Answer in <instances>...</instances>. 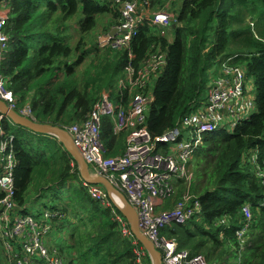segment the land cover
<instances>
[{
  "label": "trees",
  "instance_id": "16d2710c",
  "mask_svg": "<svg viewBox=\"0 0 264 264\" xmlns=\"http://www.w3.org/2000/svg\"><path fill=\"white\" fill-rule=\"evenodd\" d=\"M10 1L8 70L4 71L5 63L1 67L11 78L10 89L19 104L27 103L32 96L34 115L42 124L68 127L72 121L84 120L105 92L117 91L128 64V52L100 49L98 35L94 48L80 45L87 44V36L97 30L101 16L108 15L102 34L118 25L120 7L112 0ZM149 2L152 11L169 10L177 26L171 27L170 39L157 27L146 24L132 45L136 64L154 47L168 54V65L156 82L155 100L148 115L153 135L180 127L193 104L207 100L206 92L217 77L214 67L235 55H239L235 64L247 70L257 90L258 111L250 120L231 131L222 129L206 136L193 156L197 159V178L191 190L200 199L203 214L164 233L178 241L180 250L203 254L213 264H230L231 259L233 264H264V182L258 175L259 169L264 170V0H181L178 5H169L170 0ZM78 13L82 17L77 31L85 37L73 49L68 43L71 36L66 34L71 27L66 21ZM99 51L107 52L105 60L90 65L94 73L86 71L85 86L78 88L77 68ZM5 128L16 139L19 204L25 206L32 188L37 204L47 191L50 199L61 197L56 195L57 189L69 194L59 205L50 207L64 212V228L72 227L66 242L68 253L63 255L68 264H136L132 243L122 237L112 210L91 198L83 187L78 165L63 146L59 143L60 149L55 147L42 155L22 138L24 128H15L8 121ZM127 136V132L114 135L113 121L106 118V156L123 154ZM256 152L258 161L249 162ZM182 190L176 195L177 201H169L166 209L182 198ZM248 204L253 218L248 247L242 250L236 233L247 224L243 208ZM222 233L225 236L221 240ZM219 246L224 248L222 252ZM232 248L236 250L230 254Z\"/></svg>",
  "mask_w": 264,
  "mask_h": 264
},
{
  "label": "built area",
  "instance_id": "2783aa9c",
  "mask_svg": "<svg viewBox=\"0 0 264 264\" xmlns=\"http://www.w3.org/2000/svg\"><path fill=\"white\" fill-rule=\"evenodd\" d=\"M112 1L120 7V21L109 33L98 37V47L102 50H127L128 64L124 76L118 81L117 91L105 92L85 121L62 128L72 137L88 164L90 175L106 178L135 208L140 231L161 253L163 264H210L201 255L180 250L178 241L164 233L172 226L185 225L189 220L202 215L200 199L187 192L171 208L165 207L171 201L177 184L191 179L190 162L204 138L226 129L228 123L223 125L216 113L227 103L221 95L228 90L226 84L230 83L234 89L231 102L239 100L233 106L236 111L232 128L247 122L254 114L256 98L247 85L249 74L243 66L235 64L239 55L227 59L221 82L213 78L207 100L194 103L193 106L200 107L193 111L192 106L180 127L153 135L147 124L149 109L155 100L153 83L156 85L167 67L168 54L154 47L151 53L136 64L132 45L142 26L149 24L157 27L161 35L166 37L174 20L167 13L168 10L152 11L149 0ZM176 1L181 0H170L169 5ZM10 15L11 1L0 0V100L22 117L38 122L30 103L19 106L10 89L11 78L4 74L1 67L3 54L10 47ZM114 29L117 30L116 35L110 36ZM106 118L113 121L114 135L128 133L125 152L116 157L106 156L107 149L103 144ZM7 121L10 122L0 114V264H68L67 258L51 238L54 228H64V212L51 209L30 214L18 202L16 171L19 159L16 139L5 128ZM186 128L192 129L195 135L190 141L183 139V130ZM258 154H251L255 162L258 161ZM258 175L264 182V170L259 169ZM83 187L92 199L112 210L113 220L118 224L122 237L132 243L136 264H149L150 255L137 240L130 223L115 206L105 188L85 181ZM243 214L247 224L236 233L240 242L246 239V231L253 218L252 206L246 205Z\"/></svg>",
  "mask_w": 264,
  "mask_h": 264
},
{
  "label": "rangeland",
  "instance_id": "374dc122",
  "mask_svg": "<svg viewBox=\"0 0 264 264\" xmlns=\"http://www.w3.org/2000/svg\"><path fill=\"white\" fill-rule=\"evenodd\" d=\"M178 3H181V1H176ZM176 2H173L172 4L173 5H178V3ZM170 15H172L169 10L168 12ZM82 17V14L81 13H78L76 14L72 19H69L68 21H66V25H68L70 28V30L66 33L67 35L71 36L70 39L68 40V43L72 46L73 49H75L79 43V41L82 39V37H85V35H81L78 33L77 31V23L78 21L80 20V18ZM250 22V20H249ZM108 24V15H103L99 18V25L97 27V30H94L92 33H90L88 36H87V44H81L80 47L82 46L83 48L85 49H92L96 46V42H95V37L98 35L99 36H102L103 34L101 33V29H103L105 27V25ZM168 36L170 39H173V33L171 31L168 32ZM90 42H93V43H90ZM10 49L11 47L7 48L5 53L3 54V64L5 63L6 67L4 69V71L6 72L8 70V59H9V54H10ZM107 52L106 51H99L98 53L96 52H93L91 56H89L86 61L77 68V71H76V77H75V81L79 84L78 85V88L82 89L84 86H85V80L87 78L86 76V71L89 70V72H91L92 74L94 73V69L92 67H90V65L92 63H96V65H100L101 63V60H105V57L103 56L104 54H106ZM225 62H222L220 63V65H218L217 67H214V70H216V79H220V82H221V75H222V72H223V69L225 67ZM246 70V69H245ZM247 71V70H246ZM5 74V73H4ZM62 79H63V75H61ZM213 78V77H212ZM249 82L247 83V85L249 86V88L251 89V94L253 97L256 98V87H255V83L254 81H252V78L249 76ZM214 81H215V78H214ZM205 86L207 85V81L205 82ZM214 84V83H213ZM153 86L155 87V83H153ZM225 88L228 89L226 90L225 94H221L222 97L224 99L227 100V103L222 107L221 110L217 111L216 113L219 115V117L221 118V123L223 122V125H226V123H228L225 127L228 131H231L233 128H232V122H233V119L234 118V113L236 110H234L233 106L236 105L238 103V99H236V101H232L231 102V99L233 97V86L228 83L225 85ZM209 96V93H208V90L206 92V96ZM32 96L30 99H28V102L23 104V105H20V107L22 106H25V105H29V103L31 102L32 100ZM230 101V102H229ZM31 104V103H30ZM193 111H196L200 106L199 105H194L193 106ZM258 111V107H257V104H255V112L256 113ZM149 112H150V109H149ZM149 115V113H148ZM88 117V116H87ZM86 120V117L84 120L78 122V123H82L83 121ZM10 123V122H9ZM77 121H72L69 126L71 125H75V124H78ZM230 123V124H229ZM11 124V123H10ZM68 126V127H69ZM15 128H17L18 126L14 125ZM24 137L22 136L23 139L27 140L30 145H31V148L32 149H35V148H38L39 151H40V154L42 155H48L50 153V150L52 148H55V147H59V149L61 148L59 142L57 141L56 138L54 137H51V136H44L43 134H34L32 133L31 131L29 130H25L24 129ZM51 137V138H50ZM195 137V135L193 134L192 132V129L190 128H186L183 130V139L185 141H190L192 140L193 138ZM50 138V139H49ZM202 146V145H201ZM63 153V151L61 150V154ZM253 157L254 155H250L249 157V162H255V160H253ZM197 164V159L194 158L193 161L190 163V169L192 171V177L189 181L187 182H183V185L182 186H179L177 188H175V192H174V195L171 197V200L172 201H177L176 199V195L178 194L179 190L181 188H183V192L182 194H186L187 192H190L191 194H193V190H191V184L193 182L196 181V178H197V173L195 171V167L194 165ZM259 172V170H258ZM199 178V177H198ZM32 190H35L34 188H32ZM30 190L26 196V203H25V207L27 208V212L30 213V214H37V213H43L45 210H51L52 208L50 207H54V206H57L60 204V200L62 199H66V197L69 195L67 193V190H61V189H57L56 191V195L57 196H60V198L58 199H50L49 196H50V192L47 191L46 192V197L44 199H42L40 201V203H35L33 201L34 199V196H35V191H32ZM196 194V193H195ZM193 194V195H195ZM182 195V196H183ZM197 196V195H195ZM249 228H250V225H249ZM247 229L246 231V239L241 242L240 244L242 245V250L243 249H246L248 247V244H249V239H250V236H248V231L250 229ZM72 231V227L71 226H68L67 228H63V229H59V228H54L53 232L51 233V238L53 240V243L54 245L59 248L60 250H64L65 255H67L68 253V250L66 248V242H67V238L69 237L70 233ZM224 236L225 234L222 233L220 239H224ZM219 249L221 250L220 252H222V250L224 249L223 247L219 246ZM236 249L235 248H232V250H230V254H233L234 251ZM203 257H205L203 254L201 255ZM69 258V256H66ZM206 258V257H205ZM71 259V258H70ZM134 259H135V256H134ZM136 262V260H135ZM210 263V262H209ZM229 263L230 264H233L235 263V261L233 259L229 260ZM210 264H213V263H210Z\"/></svg>",
  "mask_w": 264,
  "mask_h": 264
},
{
  "label": "water",
  "instance_id": "95a60500",
  "mask_svg": "<svg viewBox=\"0 0 264 264\" xmlns=\"http://www.w3.org/2000/svg\"><path fill=\"white\" fill-rule=\"evenodd\" d=\"M176 27V25H173V28ZM116 33L117 30L114 29L110 33V36H115ZM0 114L6 116L13 125L29 130L34 134H43L56 138L63 146L64 150L78 165L81 179L87 183L101 185L105 188L115 206L130 223L132 232L137 240H139L147 250L151 257L152 264H163L161 253L156 249L155 245L141 233L139 228V218L135 208L128 202L124 194L118 191L106 178L92 177L90 175L88 164L75 146L74 141L67 130L59 126L42 124L40 122L26 119L11 109L2 100H0Z\"/></svg>",
  "mask_w": 264,
  "mask_h": 264
},
{
  "label": "crops",
  "instance_id": "0c3cea01",
  "mask_svg": "<svg viewBox=\"0 0 264 264\" xmlns=\"http://www.w3.org/2000/svg\"><path fill=\"white\" fill-rule=\"evenodd\" d=\"M177 3V2H176Z\"/></svg>",
  "mask_w": 264,
  "mask_h": 264
}]
</instances>
